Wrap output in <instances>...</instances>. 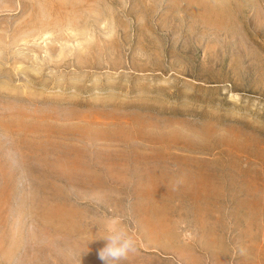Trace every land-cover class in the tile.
I'll return each instance as SVG.
<instances>
[{
	"label": "rangeland",
	"instance_id": "1",
	"mask_svg": "<svg viewBox=\"0 0 264 264\" xmlns=\"http://www.w3.org/2000/svg\"><path fill=\"white\" fill-rule=\"evenodd\" d=\"M110 216L118 264H264V0H0V264Z\"/></svg>",
	"mask_w": 264,
	"mask_h": 264
},
{
	"label": "clouds",
	"instance_id": "2",
	"mask_svg": "<svg viewBox=\"0 0 264 264\" xmlns=\"http://www.w3.org/2000/svg\"><path fill=\"white\" fill-rule=\"evenodd\" d=\"M100 231V225H98ZM106 235H101L95 240H104L105 244L98 250V258L104 264H118L126 260L137 251V241L130 234L119 216H110L103 225ZM93 240V241H95Z\"/></svg>",
	"mask_w": 264,
	"mask_h": 264
}]
</instances>
